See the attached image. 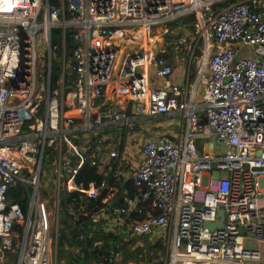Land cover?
I'll list each match as a JSON object with an SVG mask.
<instances>
[{
	"label": "built area",
	"instance_id": "built-area-1",
	"mask_svg": "<svg viewBox=\"0 0 264 264\" xmlns=\"http://www.w3.org/2000/svg\"><path fill=\"white\" fill-rule=\"evenodd\" d=\"M165 114L177 133L135 162L129 136ZM87 167L110 176L85 183ZM63 190L98 198L90 218L113 236L93 264H264V0H0V259L16 244L13 264L58 263Z\"/></svg>",
	"mask_w": 264,
	"mask_h": 264
},
{
	"label": "trees",
	"instance_id": "trees-1",
	"mask_svg": "<svg viewBox=\"0 0 264 264\" xmlns=\"http://www.w3.org/2000/svg\"><path fill=\"white\" fill-rule=\"evenodd\" d=\"M50 5L60 4V0H49ZM71 14L69 11H66L65 17L69 18ZM193 16L191 15L190 18ZM178 22L177 19L169 21L167 24L169 26L175 25ZM52 37L51 43L60 44V50L57 51L56 56H52L51 59V68H52V83L53 87L55 84V78L59 75L60 61L58 56L61 54V38L58 36L60 33V27L51 29ZM73 33L71 28H66L65 34V46L64 54L68 58L71 54V39L70 36ZM171 52L172 49L170 48ZM68 72L65 73L64 85L65 90H68L70 84L74 78L75 71L67 69ZM124 138L121 142V147H123ZM120 147V148H121ZM128 166V163H124L123 166ZM104 169H97L95 167H87L85 170L84 182L88 180L95 179L100 183L102 180H107L109 174H103ZM118 185L117 195L122 194L124 187L127 188L128 193H133L134 188L130 183L129 179H120L116 181ZM104 190V189H103ZM26 190L21 184H16L14 186H9L7 189V194L10 197L11 201L21 202L24 206L26 202ZM60 220H59V233L57 241V255L58 263L57 264H84L90 263L94 258H98L100 253H108V243L107 240H110V237L113 236L110 233L105 235L104 233L99 234V228L95 226L94 221L90 218L89 208L91 205H94L98 202L97 199L87 197L86 195H80L76 191H61L60 193ZM72 205L73 212L68 213L67 207ZM97 238L103 240V244L98 246L94 245L93 241ZM16 244L13 245L12 249L6 251L4 260L1 264H13L16 257ZM123 259L121 262H124L127 256H134L135 253L126 254L125 250L121 251ZM109 264H112L111 262Z\"/></svg>",
	"mask_w": 264,
	"mask_h": 264
},
{
	"label": "crops",
	"instance_id": "crops-1",
	"mask_svg": "<svg viewBox=\"0 0 264 264\" xmlns=\"http://www.w3.org/2000/svg\"><path fill=\"white\" fill-rule=\"evenodd\" d=\"M240 51L242 54H248L249 56H253V51H251L248 48L240 47ZM181 69L182 66L180 65L176 68V71L180 72ZM174 118L175 117L166 114L158 115V116H146L144 121L147 120H151V121L142 124V126L145 129L143 130V132L142 131L138 132L141 137V142L150 136L160 135L163 133H167L171 135L176 134L179 129V126Z\"/></svg>",
	"mask_w": 264,
	"mask_h": 264
},
{
	"label": "water",
	"instance_id": "water-1",
	"mask_svg": "<svg viewBox=\"0 0 264 264\" xmlns=\"http://www.w3.org/2000/svg\"><path fill=\"white\" fill-rule=\"evenodd\" d=\"M135 47H137L136 44H129V45H126L122 51V53H120L119 55V59H118V62H117V65H116V68H115V71H114V74H113V77H115L117 71H118V68L122 62V59H123V56L125 54V52L129 49H134ZM133 56H135V54H133ZM110 91H111V85L108 87V89L106 90L105 92V95L102 99V101L97 105V108H99L101 105H105L108 101V97H109V94H110ZM200 143H201V140H196V145H197V148L199 149L200 148ZM206 148H209V149H212V143H208L206 145ZM48 181V177L45 179V183ZM216 223H219V221H217ZM206 225L208 226H212V224H209V222H205Z\"/></svg>",
	"mask_w": 264,
	"mask_h": 264
},
{
	"label": "rangeland",
	"instance_id": "rangeland-1",
	"mask_svg": "<svg viewBox=\"0 0 264 264\" xmlns=\"http://www.w3.org/2000/svg\"><path fill=\"white\" fill-rule=\"evenodd\" d=\"M149 121H151V120H147V121H143V122H141V123H139L140 124V126L137 128V129H139V131H142L143 132V130L145 129L143 126H142V124H144V123H146V122H149ZM107 131H109L110 133H112L113 134V132H114V130L113 129H107ZM137 131V130H136ZM203 138L202 137H198L196 140H202ZM129 141L132 143V145H130L129 143H127L128 145H129V148H130V153H132L133 154V156H134V160H135V162H137V160H138V152H139V145H140V143H141V137H140V134L139 133H136L135 135H134V140H131V137L129 136ZM47 178V175H45V176H42V182L44 183L45 182V179ZM61 211V210H60ZM3 260H4V258H3ZM3 260L2 259H0V264L3 262Z\"/></svg>",
	"mask_w": 264,
	"mask_h": 264
}]
</instances>
